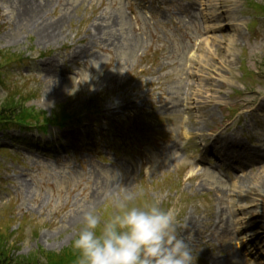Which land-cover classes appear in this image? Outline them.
Segmentation results:
<instances>
[{
	"label": "rangeland",
	"instance_id": "1",
	"mask_svg": "<svg viewBox=\"0 0 264 264\" xmlns=\"http://www.w3.org/2000/svg\"><path fill=\"white\" fill-rule=\"evenodd\" d=\"M212 3L222 5L215 25L203 17L207 0H34L62 33L46 45L23 16L24 0H0V50L30 59L3 69L0 101L17 89L35 94L29 107L65 106L86 120L43 136L0 129V226L17 233V255L60 252L85 212L104 219L131 195L176 211L195 264H264L263 243L251 241L264 231V88L241 79L264 58V0ZM94 98L100 112L88 117ZM226 140L247 151L243 172L221 169L211 153Z\"/></svg>",
	"mask_w": 264,
	"mask_h": 264
},
{
	"label": "clouds",
	"instance_id": "2",
	"mask_svg": "<svg viewBox=\"0 0 264 264\" xmlns=\"http://www.w3.org/2000/svg\"><path fill=\"white\" fill-rule=\"evenodd\" d=\"M114 207L104 219L94 211L82 215L72 241L76 264H195L190 244L177 231L174 209L140 205L131 195Z\"/></svg>",
	"mask_w": 264,
	"mask_h": 264
},
{
	"label": "bare ground",
	"instance_id": "3",
	"mask_svg": "<svg viewBox=\"0 0 264 264\" xmlns=\"http://www.w3.org/2000/svg\"><path fill=\"white\" fill-rule=\"evenodd\" d=\"M220 1V0H219ZM207 2H209V7L214 11L217 12L218 6L214 5L211 3L210 0H207ZM219 5L221 6V3H219ZM24 6H25V10H24V14L23 16L25 17L27 15V17L31 20V22H33L34 27L37 30V40L41 43V44H46V45H50L54 42H58L60 41V39L62 38V33L61 30L54 24V23H45L44 22V12L42 9L37 8L35 9V4H34V0H24ZM41 7V6H39ZM210 9V10H211ZM212 16V15H210ZM220 17L216 16L214 17V22H219ZM236 33L235 34H231L228 37L229 41H234L236 37ZM214 48L218 47L220 45H217L214 42V39L211 41L210 43ZM205 87V86H204ZM215 146H217L218 148L216 149V154L218 156H220L221 158L224 159V162L229 163V165H240L241 162V155L244 154V152L246 150H243L242 147H239L236 143H233L231 141L226 140L224 143H215ZM247 153V151H246ZM254 158H262V154H256L253 156ZM243 165H246V162H244ZM243 165L240 166V169L242 170ZM247 180V176L243 173L240 177V181H239V185L240 186H244V183ZM189 229L190 228H194V224L193 226L188 225ZM262 232V231H261ZM258 233V232H257ZM257 233H254L253 239L256 240H260L262 242L263 241V235L264 233H259V235ZM262 253H264V250H262ZM235 257V253H233L230 257H227V259H231ZM216 264H220L222 263V261H217L215 262Z\"/></svg>",
	"mask_w": 264,
	"mask_h": 264
},
{
	"label": "trees",
	"instance_id": "4",
	"mask_svg": "<svg viewBox=\"0 0 264 264\" xmlns=\"http://www.w3.org/2000/svg\"><path fill=\"white\" fill-rule=\"evenodd\" d=\"M24 112L14 103L7 102L0 108V118L8 119L18 117ZM12 234H5L0 230V264H76L78 253L72 247V242L68 247L58 253L38 250L27 256L14 255V246L9 240Z\"/></svg>",
	"mask_w": 264,
	"mask_h": 264
}]
</instances>
